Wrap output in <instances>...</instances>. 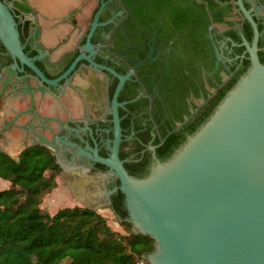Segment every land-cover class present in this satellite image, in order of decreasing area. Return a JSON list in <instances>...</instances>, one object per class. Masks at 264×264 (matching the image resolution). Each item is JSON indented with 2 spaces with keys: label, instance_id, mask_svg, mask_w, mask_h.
<instances>
[{
  "label": "water",
  "instance_id": "obj_1",
  "mask_svg": "<svg viewBox=\"0 0 264 264\" xmlns=\"http://www.w3.org/2000/svg\"><path fill=\"white\" fill-rule=\"evenodd\" d=\"M109 1L102 0L95 12L86 37V51L91 47L89 41L96 27L102 24L98 18ZM183 3L190 8V13L175 7L170 10L176 27L169 28L172 34H177L172 43L173 52H178L188 32L195 27L201 26L207 36L211 27L223 31L238 23L234 27L239 28L242 19L252 29L251 41L240 33L242 41L238 44L244 46L249 67L207 119L186 136L169 158L158 160L154 147H151L153 162L144 177L131 175L119 158L121 127L117 112L120 90L133 72L145 64L144 60L137 63L132 71L120 75L112 68L93 62L92 53L81 51L60 78L48 80L33 63L35 58L24 53L16 18L10 6L0 0V41L15 60L7 70L8 75L14 73V69L22 72L26 66L46 83L55 85L73 70L79 60H85L94 68L105 69L118 78L111 103L113 140L108 156H100L96 149L92 154L78 150L106 166L108 172L118 179V186L107 194L120 191L131 230L154 240L153 249L143 255L148 264H264V63L258 56L260 31L257 22L264 16V4L260 0H194ZM245 3L252 6L247 7ZM88 13L89 6H86L75 17L79 19ZM156 13L154 9L146 18L152 21V27L160 37ZM66 18L46 26L47 33L41 31L40 38H52L51 42L53 38H64L71 33V25ZM73 35L72 38L75 37ZM153 49H150L148 57ZM209 49L212 75L228 72L215 61L210 41ZM171 66H174L172 62ZM162 90L169 113L168 82ZM32 144L57 150L53 141L44 138ZM4 149L7 152L2 148L0 151L16 156L17 151L13 152L10 146L6 145ZM57 163L62 166L59 160ZM65 176L72 174L61 173V177ZM84 181L86 187L83 185V189L92 203L88 208L100 209L119 221L107 194L105 202H98L102 194L99 190L102 178L90 176Z\"/></svg>",
  "mask_w": 264,
  "mask_h": 264
},
{
  "label": "flooded vegetation",
  "instance_id": "obj_2",
  "mask_svg": "<svg viewBox=\"0 0 264 264\" xmlns=\"http://www.w3.org/2000/svg\"><path fill=\"white\" fill-rule=\"evenodd\" d=\"M2 1L10 6L18 26L27 23L26 35L20 38L22 49L28 57L35 58L33 63L48 80L60 78L81 51L85 54L92 53L93 62L112 68L120 75H125L137 63L145 61L125 81L117 96L121 127L118 155L124 165V162L136 160L138 153L149 151L150 159L146 167L149 170L153 162L151 147L155 151V145L151 144L150 139L144 147L139 148L131 124L146 111L148 117H142V124L146 126L147 120L152 123L153 137L164 139L169 132L171 119L164 105L162 87L172 78L171 62H178L177 51L174 53L172 46L174 35L177 34H172L169 28L176 27L170 10L181 8L190 13V8L183 1L194 0H110L98 18V22L102 24L96 27L90 38L91 47L88 51L85 48L87 33L102 0H85L82 6L73 8L66 18L72 32L64 38H53L51 42L52 38H40L38 19L28 0ZM260 2L264 4V0ZM245 4L247 7L252 6L250 3ZM86 6H89L88 16L76 19L75 15L81 13ZM154 9L161 28L160 37L152 27V21L146 18ZM239 23H243L242 19ZM236 24L238 23L232 28ZM223 31L211 27L207 36L215 61L221 63L230 76L227 63L238 56H229V37H217ZM152 47L153 52L148 57ZM14 62V58L0 41V148L5 150L4 146L8 145L13 152L17 151V156L28 146L46 147L55 161L59 160L62 164H59V174L68 172L81 181L80 197L83 201L92 204L83 189L84 178L101 177L99 190L102 194L98 202H105L107 192L118 186V179L108 172L106 166L79 153L78 149L91 154L96 149L100 156H108L113 140L111 103L118 78L105 69L94 68L85 60H79L68 75L51 85L26 66L22 72L13 68L14 73L8 75L7 70ZM140 97L148 99L147 110L143 109L141 102L134 105V109L130 108L129 104ZM205 102L206 100L189 114L185 121ZM127 121L130 125L126 124ZM123 123L126 126H122ZM164 130L167 131L163 133ZM42 138L53 141L57 150L42 144H32ZM117 193L118 191H114L107 194L111 204L112 197ZM121 205L124 206L123 199Z\"/></svg>",
  "mask_w": 264,
  "mask_h": 264
},
{
  "label": "trees",
  "instance_id": "obj_3",
  "mask_svg": "<svg viewBox=\"0 0 264 264\" xmlns=\"http://www.w3.org/2000/svg\"><path fill=\"white\" fill-rule=\"evenodd\" d=\"M257 22L260 31L258 56L264 63V18ZM18 28L23 38L27 23ZM240 33L251 41L252 29L246 20L239 28L217 34L218 38L229 37V56L238 57L227 63L230 76L228 72L227 79L188 120L175 129L171 127L163 140L152 136L153 126L149 120L146 126L142 124V117H148L146 111L133 121L131 128L136 133L139 148L152 139L156 158L164 161L207 119L249 67L244 46L238 45L242 41ZM140 102L147 110L146 97H140L129 107L134 109ZM149 159V151L138 153L136 160L124 162V167L131 175L144 177L149 172L146 168ZM59 173V164L44 146H28L16 157L0 151V178L11 184L9 188L0 189V264H148L143 255L153 249L154 240L131 230L126 210L121 205L123 195L120 191L112 197V207L126 234L113 230L103 215L88 207H64L53 214L41 210V199L56 188Z\"/></svg>",
  "mask_w": 264,
  "mask_h": 264
},
{
  "label": "crops",
  "instance_id": "obj_4",
  "mask_svg": "<svg viewBox=\"0 0 264 264\" xmlns=\"http://www.w3.org/2000/svg\"><path fill=\"white\" fill-rule=\"evenodd\" d=\"M38 19L43 33L46 26L68 17L83 0H28ZM175 53V52H174ZM178 62L172 61L171 79L168 80L167 96L170 102L171 127H177L187 116L207 100L217 86L228 77V72L212 75L208 37L201 26L188 32L183 46L176 53Z\"/></svg>",
  "mask_w": 264,
  "mask_h": 264
},
{
  "label": "rangeland",
  "instance_id": "obj_5",
  "mask_svg": "<svg viewBox=\"0 0 264 264\" xmlns=\"http://www.w3.org/2000/svg\"><path fill=\"white\" fill-rule=\"evenodd\" d=\"M72 176L61 177V174L57 176L56 188H54L51 192L43 195L41 199L40 208L42 211L53 214L58 209L64 207L90 206L88 202L83 201L80 197L82 190L81 181L78 178H73ZM83 184L86 187L85 181ZM10 186L11 184L9 181L0 178V189L9 188ZM95 211L106 218L108 225L113 230H116L122 234L127 233L124 227L114 216L106 214L100 209H97Z\"/></svg>",
  "mask_w": 264,
  "mask_h": 264
}]
</instances>
